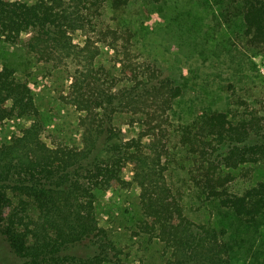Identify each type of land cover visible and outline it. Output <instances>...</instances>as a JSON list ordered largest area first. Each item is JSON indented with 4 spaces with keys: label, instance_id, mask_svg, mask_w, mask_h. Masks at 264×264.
Instances as JSON below:
<instances>
[{
    "label": "trees",
    "instance_id": "obj_1",
    "mask_svg": "<svg viewBox=\"0 0 264 264\" xmlns=\"http://www.w3.org/2000/svg\"><path fill=\"white\" fill-rule=\"evenodd\" d=\"M135 1L0 0V42L24 47L38 64L76 65L70 100L83 113V147L65 140H52L50 147L31 87L2 64L0 125L32 121L0 145V234L20 264H128L99 219L103 198L135 186L141 213L136 230L163 244L165 264H231L222 234L192 222L170 186L175 135L192 185L250 228L261 225L264 183L242 194L230 186L233 171L264 163V115L234 123L224 112L201 113L175 127L182 83L156 60L133 54L130 26L121 32L100 28L106 4L121 12ZM218 6L222 24L264 48V0H221ZM78 31L83 47L74 42ZM106 43L123 57L119 71L99 63ZM119 115L131 117L136 136L127 139L115 126Z\"/></svg>",
    "mask_w": 264,
    "mask_h": 264
},
{
    "label": "rangeland",
    "instance_id": "obj_2",
    "mask_svg": "<svg viewBox=\"0 0 264 264\" xmlns=\"http://www.w3.org/2000/svg\"><path fill=\"white\" fill-rule=\"evenodd\" d=\"M220 2L136 0L121 12L113 10L109 3L103 8L100 28L121 32V27L130 26L136 36V43L132 41L133 54L141 60H156L184 86L182 98L174 107L175 127L192 123L201 113L224 112L234 123L264 115V48L248 44L222 24L225 19H218ZM73 38L75 44L84 46L82 32H76ZM122 59L110 44L102 45L100 64L119 71ZM3 63L14 68L17 78L31 87L47 128L44 141L50 147L52 140H65L70 146L82 148L84 129L79 118L83 113L70 100L71 75L77 66L38 64L24 47L0 42V69ZM130 118L119 115L114 121L116 127L125 131L127 139L138 133L129 127ZM31 123L26 118L5 121L0 125V145L20 135ZM173 144L169 183L186 216L222 234V241L230 247L231 264H264V218L258 228H250L218 200L203 196L189 181L186 154L176 135ZM130 170L128 166L126 178H130ZM232 175L235 181L230 192L242 194L264 183V163L244 166ZM139 195L138 186L117 195L108 194L102 199L99 224L109 230L125 263L165 264L163 244L136 230L141 217ZM0 264H20L1 234Z\"/></svg>",
    "mask_w": 264,
    "mask_h": 264
},
{
    "label": "built area",
    "instance_id": "obj_3",
    "mask_svg": "<svg viewBox=\"0 0 264 264\" xmlns=\"http://www.w3.org/2000/svg\"><path fill=\"white\" fill-rule=\"evenodd\" d=\"M264 71V70H263Z\"/></svg>",
    "mask_w": 264,
    "mask_h": 264
}]
</instances>
